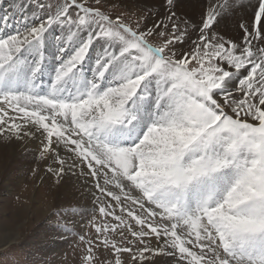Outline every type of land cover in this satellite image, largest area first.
Wrapping results in <instances>:
<instances>
[{
    "label": "snow or ice",
    "instance_id": "obj_1",
    "mask_svg": "<svg viewBox=\"0 0 264 264\" xmlns=\"http://www.w3.org/2000/svg\"><path fill=\"white\" fill-rule=\"evenodd\" d=\"M0 137L84 264H264V0H10Z\"/></svg>",
    "mask_w": 264,
    "mask_h": 264
},
{
    "label": "rangeland",
    "instance_id": "obj_2",
    "mask_svg": "<svg viewBox=\"0 0 264 264\" xmlns=\"http://www.w3.org/2000/svg\"><path fill=\"white\" fill-rule=\"evenodd\" d=\"M127 10L112 11L116 15ZM14 143L0 137V264H84L86 246L77 235L56 228L54 209L66 196L65 186L56 185L45 163L37 161L34 144ZM72 183L78 187L77 181ZM81 203L92 207L90 200ZM75 231L84 235L89 230L78 224Z\"/></svg>",
    "mask_w": 264,
    "mask_h": 264
},
{
    "label": "bare ground",
    "instance_id": "obj_3",
    "mask_svg": "<svg viewBox=\"0 0 264 264\" xmlns=\"http://www.w3.org/2000/svg\"><path fill=\"white\" fill-rule=\"evenodd\" d=\"M9 0H3V2L2 3H0V9H2V8H4V7H6L7 6V2H8ZM245 2H247V0H245ZM1 141H3V140H1ZM12 141V140H11ZM16 141V140H15ZM11 144V143H10ZM32 144H34V142H32V141H26V142H20V141H16V143H14L13 145H32ZM9 145V144H8Z\"/></svg>",
    "mask_w": 264,
    "mask_h": 264
}]
</instances>
